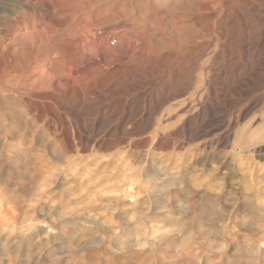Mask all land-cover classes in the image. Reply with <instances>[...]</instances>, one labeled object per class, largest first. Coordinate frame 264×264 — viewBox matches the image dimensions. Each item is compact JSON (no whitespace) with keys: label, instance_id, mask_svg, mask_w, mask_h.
<instances>
[{"label":"rangeland","instance_id":"1","mask_svg":"<svg viewBox=\"0 0 264 264\" xmlns=\"http://www.w3.org/2000/svg\"><path fill=\"white\" fill-rule=\"evenodd\" d=\"M18 1L0 11V264H264V0ZM122 24L150 44L129 73L55 89L57 42Z\"/></svg>","mask_w":264,"mask_h":264},{"label":"bare ground","instance_id":"2","mask_svg":"<svg viewBox=\"0 0 264 264\" xmlns=\"http://www.w3.org/2000/svg\"><path fill=\"white\" fill-rule=\"evenodd\" d=\"M37 1L39 4L40 2H43L44 0H37ZM17 3H19L18 0H4V2L0 0V11H7V12L9 11L10 13H12L14 8L17 6ZM2 5L4 6L2 7ZM46 5L51 6L50 4H46ZM51 9L52 8L50 7V11ZM35 14L36 12H34V15ZM41 14H43V12ZM6 23H9V22H6ZM28 25L32 26L33 29H35V26H37L36 20L34 19L32 23L30 22L28 24L22 22L23 28L28 27ZM93 29H90L89 31L86 30L82 34L74 33L73 35H70L66 40L56 43L60 47L62 52H64V54L67 55V58H66L67 59L66 60V65H67L66 70L67 71L63 73L57 67L52 66L53 73H49L48 76L51 78L52 84L55 86V89H57L63 94L66 91L74 88L75 85H77L76 76L78 75L76 74H78V72L80 71H82L81 73H83V71H87L94 75H99L102 73H105L107 75L113 74V73L119 74L120 72L129 73L128 71L133 66L132 64L134 60H137L136 59L137 57L139 59L142 58L141 55L143 56L150 47V44L145 39H143L142 36H140L137 32L134 31L135 30L134 26L132 27L126 24H122V26L118 27L112 32L108 30L110 34H107L108 33L107 31L106 32L107 35H105L104 33L105 31H103L104 29L102 30L103 32H100V33L96 31L98 33L97 38H95L93 42L89 44L90 40L88 41V38L86 36H87V33L89 32L94 33L95 31H92ZM120 31H125V33L126 32L132 33V36L134 35L135 38H137V39H134L135 41H138V39L140 38L141 43L138 41V43L140 44V45L138 44L139 47L138 48L136 47V49H133V47H130L131 44L129 45L128 43L120 42L117 37L119 33H122ZM34 34H35V37L33 36V39L35 42L39 41L40 43H44V39L42 38V36L40 35L38 31H35ZM124 35H121V36L124 37ZM63 63H64V60L62 61V64ZM54 64L60 65L61 63L59 62V60H57L54 62ZM112 64L115 66L110 67ZM107 67H110V68H107ZM40 78H42V75ZM125 251L128 252V248H125Z\"/></svg>","mask_w":264,"mask_h":264}]
</instances>
